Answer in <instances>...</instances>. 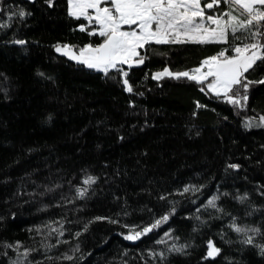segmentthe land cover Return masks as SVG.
Wrapping results in <instances>:
<instances>
[{
  "label": "trees",
  "instance_id": "obj_1",
  "mask_svg": "<svg viewBox=\"0 0 264 264\" xmlns=\"http://www.w3.org/2000/svg\"><path fill=\"white\" fill-rule=\"evenodd\" d=\"M0 7V24L9 25L0 28V264L16 259L8 244L38 249L32 264H264L260 249L230 227L260 228L248 234L264 244V126L245 127L264 115V84H251L241 106L209 90L212 77L153 79L166 67L197 68L229 44L152 43L143 65H123L129 93L121 73L105 76L56 51L104 39L69 15L68 0ZM19 9L30 14L8 19ZM246 75L264 79V65ZM89 177L95 182L85 184ZM189 186L198 190L183 193ZM214 196L217 208L208 206ZM173 208L154 231L124 238ZM209 240L221 248L215 258H206ZM172 244L188 247L168 252ZM162 251L166 259L153 257Z\"/></svg>",
  "mask_w": 264,
  "mask_h": 264
},
{
  "label": "snow or ice",
  "instance_id": "obj_2",
  "mask_svg": "<svg viewBox=\"0 0 264 264\" xmlns=\"http://www.w3.org/2000/svg\"><path fill=\"white\" fill-rule=\"evenodd\" d=\"M52 6L53 0H47ZM69 15L75 18L83 17L89 24L95 22L98 29L89 31L88 34L103 37V42L95 46L91 43L85 44L78 49V55L72 51V46H56V51L68 55L71 59L83 64L88 69L102 72L105 76L109 70L113 69L121 73L122 83L125 91L131 93L133 87L126 78L128 72L118 65H129L131 67L133 59L137 65H143L146 57V46L169 43H226L229 48L220 50L217 54L208 56L200 62V66L189 71H170L164 68L158 72L153 79H158L165 75L175 78H187L197 83L204 84L209 77L212 80L207 83V88L213 91L218 97L223 94L234 105H241V101L247 102L249 86L253 83L264 84V79L253 81L249 79L247 73L255 70L259 65H264V0H68ZM111 5L108 7L107 5ZM104 5V6H102ZM221 5L227 6V11H219ZM89 9L95 10V15L89 14ZM5 9L0 7V12ZM236 13V14H234ZM26 13L23 9L12 12L8 19L13 16L24 18ZM227 17V19H225ZM214 25V27H213ZM7 24H0V28L8 27ZM128 26L131 30H122ZM135 26V27H132ZM80 31H87L86 25H80ZM13 43L23 45L25 40H14ZM141 50H145L142 55ZM229 51L234 55H229ZM207 68V71L202 69ZM194 73V74H191ZM43 75V73H41ZM200 91H204L202 87ZM198 107L201 105L197 104ZM243 106V105H241ZM249 119L245 127H252L253 120ZM257 126H264V115L259 117ZM230 168L238 169L237 164H230ZM95 182V178L89 177L85 184ZM195 186L185 187L183 193L195 192ZM87 189H77L78 196L84 198ZM181 193V194H183ZM165 199V197H161ZM219 196H214L208 201V206L217 208L216 200ZM237 199L243 202L246 196H239ZM223 211V209H218ZM173 208L169 214L155 219L154 222L140 228L137 231L133 228L124 238L129 241L140 239L158 227L163 222L170 219L174 214ZM97 220L106 219L97 217ZM116 223L117 221H111ZM62 227V226H61ZM139 227V226H137ZM230 227L245 238L241 241L245 245H252L260 249V254L264 255V244H255L254 236L249 232L259 235L260 228H245L233 222ZM87 231V228L84 229ZM37 231H40L37 229ZM60 236L63 231L53 229ZM80 233H76L78 237ZM67 241H65L66 243ZM166 243V241H158ZM7 248H14L17 252L16 259L11 260V264H32L28 257L33 251L38 249H19L22 245H6ZM51 248L55 245H47ZM188 245L172 244L168 252L183 253ZM206 258H215L221 253V248L217 247L212 240L207 243ZM79 250L78 246L75 249ZM4 255H7L5 252ZM153 257L159 256L161 260L166 259L165 252L152 253ZM51 259V257H49ZM59 259L73 260L74 257L64 254ZM40 264V262H36Z\"/></svg>",
  "mask_w": 264,
  "mask_h": 264
},
{
  "label": "rangeland",
  "instance_id": "obj_3",
  "mask_svg": "<svg viewBox=\"0 0 264 264\" xmlns=\"http://www.w3.org/2000/svg\"><path fill=\"white\" fill-rule=\"evenodd\" d=\"M102 6H104V5H102ZM107 6H108V7H111L110 4L107 5ZM89 14L94 16V15H95V10H93V9H89ZM90 25H92L94 29H98V25H96L95 22H93V23L90 24ZM132 27H135V26H132ZM213 27H214V25H213ZM122 30L128 31V30H131V29H130L128 26H124V27L122 28ZM74 52H76L77 55L79 54V53H78V50H76V51L74 50ZM133 60H135V59H133ZM118 67L123 68V65H118ZM202 71H207V68L205 67L204 69H202ZM191 74H194V73H191ZM241 103H244V102L241 101ZM256 125H258V123H254V121H253V126H256Z\"/></svg>",
  "mask_w": 264,
  "mask_h": 264
},
{
  "label": "water",
  "instance_id": "obj_4",
  "mask_svg": "<svg viewBox=\"0 0 264 264\" xmlns=\"http://www.w3.org/2000/svg\"><path fill=\"white\" fill-rule=\"evenodd\" d=\"M27 1H29V2H35L36 0H27ZM65 51H67L66 49H63L62 48V51H61V53L63 54ZM72 51L74 52V50L72 49ZM68 56V55H67ZM129 66V65H128ZM131 66H139V65H137L136 63H135V60H133L132 61V64H131Z\"/></svg>",
  "mask_w": 264,
  "mask_h": 264
},
{
  "label": "crops",
  "instance_id": "obj_5",
  "mask_svg": "<svg viewBox=\"0 0 264 264\" xmlns=\"http://www.w3.org/2000/svg\"><path fill=\"white\" fill-rule=\"evenodd\" d=\"M221 6H224V8L223 9H220L221 8L220 7L219 9H216L217 12H219L221 10H223V11H227L228 10L226 5H221ZM234 14H236V13H234ZM225 19H227V17H225Z\"/></svg>",
  "mask_w": 264,
  "mask_h": 264
},
{
  "label": "built area",
  "instance_id": "obj_6",
  "mask_svg": "<svg viewBox=\"0 0 264 264\" xmlns=\"http://www.w3.org/2000/svg\"><path fill=\"white\" fill-rule=\"evenodd\" d=\"M217 53H218V52H217ZM217 53H215V54H217ZM215 54H214V55H215Z\"/></svg>",
  "mask_w": 264,
  "mask_h": 264
}]
</instances>
